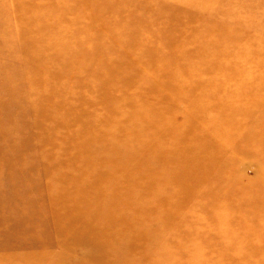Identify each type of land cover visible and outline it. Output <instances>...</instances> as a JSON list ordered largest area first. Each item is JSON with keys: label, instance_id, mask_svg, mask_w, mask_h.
<instances>
[{"label": "rangeland", "instance_id": "1", "mask_svg": "<svg viewBox=\"0 0 264 264\" xmlns=\"http://www.w3.org/2000/svg\"><path fill=\"white\" fill-rule=\"evenodd\" d=\"M263 211L264 0H0V264L226 263Z\"/></svg>", "mask_w": 264, "mask_h": 264}, {"label": "bare ground", "instance_id": "2", "mask_svg": "<svg viewBox=\"0 0 264 264\" xmlns=\"http://www.w3.org/2000/svg\"><path fill=\"white\" fill-rule=\"evenodd\" d=\"M175 15V14H174ZM68 20H66V21H63L62 23L63 24H61L60 26H51L50 28V30H51V32L50 31H47V32H49V33H54L55 35L59 32V31H61V30H63L64 31V34L63 35H61V36H58L60 39H61V41L64 43V38H65V35L67 34L65 31H66V27H67V24H68ZM93 24H94V22H93ZM184 24V22H178L177 21V19H176V17L174 18V16H173V14H171V20L169 21V28H168V30H163V28H162V26H161V24L160 23H157V25L155 26V28H152V29H150V32H151V34H152V38H150L151 40H150V43H151V41H154L155 40V43H158V44H160V50H161V52H163V54H162V56H157L156 57V55H153V53L151 52V51H147L146 52V54L145 55H143V58H145V59H147L148 61L144 64V65H148V64H150L151 62H157V61H159V59L161 58V59H163V58H174V56H175V54H170L169 56L167 55L168 53H165L164 51H162V50H165V49H168V52H169V49H174V48H181L179 45H180V41L181 40H185L186 39V41H184L185 43H191L192 41L191 40H189L187 37H185V35H183L182 33H181V29H183L182 27V25ZM190 25H192V24H194V23H189ZM177 25L178 26H180V27H178L177 28ZM44 27V26H43ZM179 28H180V30H179ZM193 28V26H191L190 27V29H192ZM43 30H44V28H43ZM45 30H46V27H45ZM184 30V29H183ZM176 34H175V33ZM178 33H179V36H178ZM174 35H176V38L174 37ZM182 35V36H181ZM174 37V38H173ZM177 37H178V39H177ZM96 40H98V41H100L101 39H99V38H96ZM146 40H149V39H146ZM98 46H101L100 44L98 45ZM97 46V47H98ZM153 47H155V46H151V47H149V48H153ZM78 48H80V45L78 46ZM99 49V48H98ZM102 49H99L98 50V52H97V54H100V57L101 58H105V61H110V60H113L114 62H112L111 63V65H112V68L113 69H118L119 67H122L123 65H122V63H119V61H117V62H115V60H114V58H117V53H113V54H108V53H105V54H103L102 53ZM130 52V51H129ZM185 52V51H184ZM137 53H139V52H137ZM140 54V53H139ZM40 55H41V53H38L37 51H34L33 53H32V55H31V57H33V59H35V58H40ZM63 54L62 53H60V54H56L55 56H62ZM138 55V54H137ZM43 55H41V57H42ZM151 56H153V60L151 59L150 60V58H151ZM135 57H139V56H136L135 55ZM138 60H140L142 63H143V60L142 59H138ZM130 64H131V62H129ZM180 64V63H179ZM178 64V65H179ZM181 65V64H180ZM198 73V71H196V73L195 74H197ZM192 75V74H191ZM111 76V75H110ZM192 76H195V75H192ZM115 77V79H120V78H122V77H118V76H114ZM114 77H112V78H114ZM108 78V77H107ZM109 78H111V77H109ZM111 78V79H112ZM157 163H158V161H157ZM178 182L180 183V185H184L185 184V187L187 186L186 185V179H185V177L184 176H181V178H179V180H178ZM132 186V185H131ZM187 188V187H186ZM187 192V191H186ZM262 214V218L261 219H257V220H255V221H253V222H255V223H257V221H258V223H260L261 222V225H263L264 226V211L261 213ZM237 224H238V221L237 222H232L231 224H226V226H230V228L232 229V228H235L236 226H237ZM254 224V223H253ZM252 225V223L251 224H246L245 226H243L244 227V229H246V231L247 232H245L246 234L248 233V231L249 230H252L253 228H254V225L253 226H251ZM256 233H257V231H256ZM248 236H250V234H248ZM254 238H256V242H254L253 244H251L250 242H248L246 239V241L243 243V244H238V243H236L237 245H231V246H227V247H225V248H223V249H221V252H223L222 254H219L220 256H222L223 254H225V252L226 251H224V250H227V249H232V251H230V252H232L231 254H229V255H232V257H231V259H229L228 260V262H222L221 260H219V259H216V258H218L217 257V253H211V254H214L213 255V257L215 258V260L216 261H214L212 264H230V263H233V264H263V262L262 261H253V260H250L251 258H247V257H245V256H239V254H237V252L236 251H239V250H241V249H246L247 248V250H248V252L250 253V254H248V255H253V253H255L256 251H258V250H260V249H264V233H261V232H259L258 233V235L256 234V236L254 237ZM122 239V238H121ZM132 239V238H131ZM130 239V240H131ZM114 240V239H113ZM105 245V244H104ZM196 255V253L195 254H192V253H187V254H184L183 256L184 257H186V260L185 261H183L182 262V264H187V261H188V259L189 258H191V260H192V257H194V258H197V256H195ZM177 260H179V258L177 259ZM176 260V261H177ZM233 260V261H232Z\"/></svg>", "mask_w": 264, "mask_h": 264}]
</instances>
